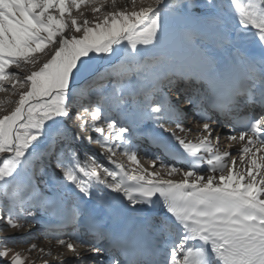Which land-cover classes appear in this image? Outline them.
I'll return each mask as SVG.
<instances>
[{
  "label": "snow or ice",
  "instance_id": "snow-or-ice-1",
  "mask_svg": "<svg viewBox=\"0 0 264 264\" xmlns=\"http://www.w3.org/2000/svg\"><path fill=\"white\" fill-rule=\"evenodd\" d=\"M136 2L128 0L133 9L128 11L127 4L117 7L118 0H0V92L18 97L0 101V220L21 229L47 208L34 197L37 174L45 175L47 161L59 169L61 184L78 190L79 201L88 205H71L72 219L85 215L94 223L98 214L106 215L122 245L135 251L134 264H264V0H151L138 10ZM84 5L93 19L81 11ZM106 5L112 10L103 11ZM173 33L186 45L208 41L214 49L206 53L210 63L226 57L230 66L245 70V87L213 101L229 114L241 97L249 107L261 108L258 115L232 120V132L224 137L242 142L236 150L239 164L232 151L217 146L221 136L203 107L196 142L177 134L193 131L180 123L187 107L179 105L196 107V100L177 95L173 104L159 94V80L143 93L131 87L165 59H174L153 53ZM253 40L259 54L249 48ZM42 55L47 59L42 61ZM98 59L110 64L103 75L93 67ZM95 96L100 99L93 101ZM5 103L14 107L5 110ZM113 109L130 111L162 130L154 141L185 167L162 160L160 167L169 177L180 175L179 181L140 164L132 130L110 114ZM69 121L79 132L98 134L84 139L100 147L99 155L110 166L94 158L81 160L68 136ZM163 132L178 148L170 147ZM117 149L129 167L113 159ZM157 159L151 158L152 168ZM98 186L117 195L94 197V192L102 193ZM137 205L161 211L152 217ZM104 235L85 240L73 232L68 240L54 239L79 259L77 243L88 253H100L97 245ZM2 248L0 264H25L21 253L6 244ZM27 251H38L41 259L51 255L35 243ZM107 264L124 262L110 256Z\"/></svg>",
  "mask_w": 264,
  "mask_h": 264
},
{
  "label": "bare ground",
  "instance_id": "bare-ground-1",
  "mask_svg": "<svg viewBox=\"0 0 264 264\" xmlns=\"http://www.w3.org/2000/svg\"><path fill=\"white\" fill-rule=\"evenodd\" d=\"M150 2H151V0H144V3L143 4L141 3L140 5H138V7L140 8L142 6H147V4ZM122 3H124L123 5H126V4L129 5L128 0H123ZM117 5H119V4L117 3ZM249 48L255 54H259V52H260V48L255 43L254 40L249 45ZM209 51L214 52V49L212 48V46L209 44L208 41H202L201 44H197V45H186L180 40V38L177 34L173 33L170 36L169 40L164 45L158 46L157 49L153 50V53L156 56H164V57L172 56V57H174V59H172V60L166 59L165 65L158 66L156 68V73L150 79L148 89H151L150 86L155 79H158L159 77H162V76L169 74V73L171 74V77H174V78L177 77L178 78V76H181V73L189 74V72H194L193 74H194V76H196L197 74L200 75L205 70L206 71L208 70L211 72L214 71L215 73H219L220 70H226V71L227 70L229 71L231 69L235 70L234 69L235 67L230 66V62L227 61L226 57H218L215 61L210 63L207 56H206V53ZM217 64L221 65V67L218 68ZM107 66H108V64H106L104 66H102V64L100 65V67L103 69H105ZM10 70L16 71L12 68ZM239 71L244 73L243 68H239ZM175 80L176 79H174V81ZM170 91H172V90H170ZM173 92H176V91H173ZM114 110L115 109H113L110 114H112ZM121 116L123 118V120L121 121L123 124H125L126 119L129 117L136 119L137 120L136 125H137L138 129L143 128L145 123H147V124L149 123V124H152L153 126L157 127L152 121L148 122L147 119H143V120L137 119V117L135 115L130 114V111H125V112H118L117 111L116 117L118 118ZM185 118L186 119L183 122L180 121V123L185 128H192L193 131L191 133H179L178 132L177 134L183 136L184 138H186L188 140L196 142L197 135L199 134V128H200L202 123H199L197 121V119L193 116H190V117L185 116ZM210 124L214 128L218 129L220 136L222 133H224V135L226 136L228 134H231V132H232L231 127H227L226 125H222V124L218 125L217 122H211ZM67 127L69 128L68 136L72 137L71 145L75 146L74 143H78V140L76 137L80 138V136H79L80 132L75 127L69 126V123H67ZM168 127L175 129V124L168 125ZM159 131L161 132L162 130L159 129ZM162 134L169 136V133H167V132H163ZM215 135H216V133H213V136H215ZM213 143L216 144L215 139H213ZM241 144H242V142H239V141L230 142L227 139L221 137L217 146L219 147V149L221 151H224V150L232 151L233 156L237 159V163L239 164V157L236 154V150L240 148ZM95 146H96V144L89 145L88 143L83 142V145H81L77 149L78 153L81 155L80 156L81 160L83 161L85 159V157L94 158L101 165L110 166L106 157L99 155V153L101 152L100 147L98 149H96ZM144 154H145V152H143V154H142V153H140V151H138V158H143L145 161H148L149 165H147V166H145V164L143 162H140V164L144 168H148L149 171H159L161 173V176H163L165 179H173L176 181H179L181 179L180 175H173L171 177L166 175L165 169L160 167L161 160L164 163L168 164L164 159L158 158L156 168L151 167V163H150L151 158L153 156L158 157V155L156 153H153V154L148 155V156H146ZM113 159L123 162L125 164L126 168L130 166L126 157H124V160H120L117 156L113 157ZM227 162H229V163L231 162V157L227 158ZM47 164H49V166L55 167V165L53 163L47 162ZM175 166L184 167V166H178V165H175ZM204 167H207V166L204 165ZM202 174L208 175L211 173L204 172ZM216 175H219V173H216ZM59 183H60L59 182V176H53V178L51 180V187L55 188L56 185H58ZM98 187H100L102 189V193L94 192V197L101 195V194L105 197H109V196L114 197L117 195L115 193H112L108 189H103V186H98ZM60 189L63 190L65 188H60ZM65 193H66V195H65L64 199L68 198L74 204L77 202H80L79 196L77 195L78 190L76 192H73V191H69V189L67 188V191ZM84 200L86 201V200H88V198L84 197ZM43 202L47 203V208H41L39 210L37 216L35 217L34 224H32L31 226L26 224L27 227H29V230L31 231L29 233V236L37 235V237H39V235H45L49 231H51V229L49 228V225L57 223V222L66 223V224H68V227L63 231H59V232L54 231V234L52 235V237H50L47 240V244L44 247H38V248H44L46 252L51 251V255H45L41 259L40 253L38 251H33L36 258L40 262H44V261H46V259H49V261H50L49 264H61V260L64 262V264H99V261L103 260V261H105V264H107L109 257L114 256L112 253L106 251V244L105 243H102V244L99 243L97 245L98 247H101L103 249V251L100 253H95V254L86 252L85 249L83 247H80V245L77 243V249L80 252V258L79 259H77L76 255L73 252L69 251L67 248L57 245L54 237H59L61 239L68 240L69 236H71V234H73V232L78 233L85 240H91V238L88 239L85 236V230H86V227H88V225L92 223V221L87 216L82 215V216H80L81 219L79 221L74 222L72 217H71V214L67 213L66 204L63 203V201H54L53 202L51 199L50 200L47 199ZM94 202H95V200L92 201V203H94ZM36 203L39 205L40 202H36ZM87 206L88 205H86L85 203L80 202V207L82 209L87 207ZM136 207L139 209L143 206L137 205ZM143 208L145 209V215L155 217V216L160 214L159 211H155L153 209L146 208V207H143ZM96 218L100 219V224L102 226L110 227L111 225H113V221H111L106 215L98 214L96 216ZM134 262L135 261H129V262H126L124 264H134Z\"/></svg>",
  "mask_w": 264,
  "mask_h": 264
},
{
  "label": "rangeland",
  "instance_id": "rangeland-1",
  "mask_svg": "<svg viewBox=\"0 0 264 264\" xmlns=\"http://www.w3.org/2000/svg\"><path fill=\"white\" fill-rule=\"evenodd\" d=\"M120 2L122 3L123 0H118L119 5H117V7L118 8L125 7V5H123L124 3L121 4ZM140 4H141L140 0H137L136 6H135V8L137 10L139 9L138 5H140ZM111 10H112L111 7H109L108 5H106L105 8L103 9V11H111ZM127 10L128 11L133 10L130 3H129V5H127ZM81 11H83L89 19H93V15L91 13L89 6H87V5L82 6ZM73 15L79 16V13L74 11ZM98 15H102V13L98 14ZM44 59H47V55L41 56V60L43 61ZM101 64H102V66L108 64V66L105 69H103L100 67ZM165 64H166V59L164 60L163 63L159 64L158 66H162ZM93 67L97 72H99L101 75H103L105 73L106 69L110 68V64L107 60L98 59L95 62ZM156 68L154 70L148 71L146 73V78H138L134 82V84L131 85V87L134 88L138 93H142L144 87L147 84L149 85L150 79L156 73ZM12 69L16 70L14 67ZM28 70L30 71V70H34V69H32L31 66H29ZM19 71H21L20 72L21 75L26 74L24 69H21ZM147 90H148V88H147ZM16 99H18V97L16 95H14L11 91L0 92V101H8V100L15 101ZM99 99H100V97H98V98H96V96H95V98L93 97V101H98ZM82 102H88V99L85 98V99H83ZM12 107H14L13 103H5L3 105V108L5 110H10ZM2 114H4V112H0V115H2ZM73 115H75V112H73ZM69 122H67V123H69ZM80 134L84 135L87 133H81L80 132ZM90 135L96 136L97 133L90 131ZM224 136H225L224 133H222L221 137L224 138ZM93 145H94V143H93ZM120 151H121L120 149H117V155L116 156L120 160H124V156L120 155ZM139 160H140V162H143L145 164V166L149 165L148 161H145L143 158H139ZM45 166H47V165H45ZM48 166H47V168H48ZM54 173L56 175H54ZM53 176H59V182L60 183L58 185H56L55 188L51 187V180H52ZM60 177H61V174H60L59 169L54 167V166H51V168L48 169L47 172H45V175H43V176H40L38 173L37 174L38 188H37V191L34 193L35 202H43L47 199L48 200L51 199L53 202L54 201H63V203H66L68 198L64 199V197L66 195L65 192L67 191V187H65L61 184ZM60 188H65V189L62 190ZM0 228L4 229L3 231H0V250H3L2 246L4 244H6L7 247L13 249L14 252L21 253V257L23 259H25V264H44V262H40L36 258L33 251L29 252V251H27V249H29V246L32 243L37 244L38 247H44L47 244V240L50 237H52V235L54 234V230L49 231L45 235H39V237H37V235L29 236V233L31 231L29 230V227H27L26 224L21 229H13L11 227L6 226L2 220H0ZM10 256H11V253H10ZM10 256L8 258H5V260L10 259ZM46 261L48 264L50 263L49 259H46Z\"/></svg>",
  "mask_w": 264,
  "mask_h": 264
}]
</instances>
